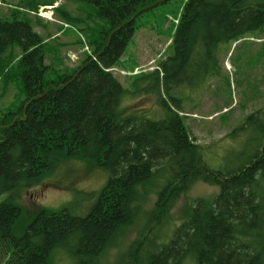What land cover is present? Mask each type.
<instances>
[{
    "label": "trees",
    "instance_id": "16d2710c",
    "mask_svg": "<svg viewBox=\"0 0 264 264\" xmlns=\"http://www.w3.org/2000/svg\"><path fill=\"white\" fill-rule=\"evenodd\" d=\"M53 1H35L30 9ZM88 1L108 21L106 36L91 41L92 51L85 44L83 50L88 47L89 55L82 64L76 68L69 62L72 72L56 80L46 79L50 64L31 21L20 18V10L11 13L12 20H0V57L11 44L22 46L18 66L26 92L19 110L11 113L15 116L0 129V195L10 193L14 198L43 184L47 177L59 181L56 172L64 161L88 159L93 167L110 173L85 215L68 207L54 211L43 204L28 206L23 200L33 215L20 235L16 227L23 208L10 199L2 201L0 264H54L59 249L73 264H101L107 249L139 222L153 191L156 199L147 221L160 225L147 239L152 243L148 253L132 251L125 263L127 251L115 264H181L188 257L197 264H264V107L249 115L245 124L256 128L255 151L238 170L228 173L208 166L183 115L164 96L159 103L166 117H122L119 105L125 90L112 69L136 33V18L168 0ZM72 19L64 5L53 22L37 18L35 22L78 31L69 22ZM263 28L264 0H187L170 41L174 53L154 70L135 75L143 74L150 79L149 87L168 92L187 82L195 86L187 74L201 70L207 77L216 75L220 43ZM57 34L59 28L50 35ZM71 53L75 52L65 54ZM143 100L149 98L139 103ZM171 101L176 103V98ZM165 178L160 187L159 180ZM199 181L217 185V196L212 201L196 199L163 246L160 227L176 200ZM160 244L163 247L158 250Z\"/></svg>",
    "mask_w": 264,
    "mask_h": 264
},
{
    "label": "rangeland",
    "instance_id": "374dc122",
    "mask_svg": "<svg viewBox=\"0 0 264 264\" xmlns=\"http://www.w3.org/2000/svg\"><path fill=\"white\" fill-rule=\"evenodd\" d=\"M30 1L38 0H24L19 6L15 0H4V4L0 5V20L9 17L5 11L13 10L9 4H15V8L20 10V18H28L33 27L39 30L44 42V54L50 64L46 73L48 80H56L60 74L72 72L69 61L64 56L66 52L78 54L79 60L74 62L77 68L89 55L83 50L85 44L92 51L91 41L104 39L106 36L109 23L97 14V8L88 0H64L65 10L75 18L69 22L78 31L64 28L62 24H37L25 8V4ZM186 1L168 0L136 18V33L117 61L113 72L125 90L119 105L123 112L121 116L162 119L166 117V109L159 103V99L164 96L170 106L181 108L183 120L192 138L202 146L203 157L208 166L222 173L236 171L246 157L255 151L253 140L256 128L252 125L245 126L247 117L264 107V28L237 41L220 43L215 54L219 64L215 70L216 75L207 77L201 70L187 74L195 86L186 83L171 87L168 92L163 88L158 90L149 87L150 79L143 74L135 75L136 70H152L164 58L174 53L170 41ZM45 14L46 12L42 16ZM58 28L60 35L51 37L50 34ZM21 54L22 46L13 43L0 57V129L15 116L11 113L19 110L26 97L18 66ZM197 73L199 74L195 76ZM171 97L176 98V103H172ZM145 98H149V101L143 100L139 103V100ZM130 106H135L136 109H131ZM77 162L82 165H77ZM56 173L59 174L62 186L58 180H49L47 177L43 184L23 191L14 198L10 193L0 195V203L10 199L23 208L20 223L16 227L17 234L26 231L33 215V212H27L23 200L28 206L43 204L45 209L54 211L68 207L80 215H85L110 176L108 170L93 167L88 159L64 161L59 164ZM93 174L96 175L89 177ZM103 178L105 181L101 184ZM165 182L166 178L160 179V187ZM159 190L160 188L157 191ZM218 192L217 185L199 181L181 195L171 212L169 211V218L160 227V234H163L161 241L165 243L163 246L174 235L176 227L185 221L183 213L196 199L204 197L207 201H212ZM149 197L150 201L144 205L139 222L130 225L125 235L107 249L105 255L100 257L101 264H115L127 251L129 252L124 257L125 263L131 259L132 251L148 253L152 243H147V239L160 225L153 219L147 221L156 193L153 191ZM183 207L186 208L181 212ZM68 242L71 243V239ZM152 242L155 243V240ZM136 244L138 245L134 246ZM163 246L160 244L158 250ZM56 256L57 262L54 264H73V260L62 249L57 251ZM182 264L197 262L189 257Z\"/></svg>",
    "mask_w": 264,
    "mask_h": 264
},
{
    "label": "crops",
    "instance_id": "0c3cea01",
    "mask_svg": "<svg viewBox=\"0 0 264 264\" xmlns=\"http://www.w3.org/2000/svg\"><path fill=\"white\" fill-rule=\"evenodd\" d=\"M22 2H23V1H22V0H20L18 4H20V3H22ZM8 12H10V11H8Z\"/></svg>",
    "mask_w": 264,
    "mask_h": 264
}]
</instances>
